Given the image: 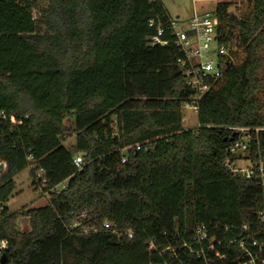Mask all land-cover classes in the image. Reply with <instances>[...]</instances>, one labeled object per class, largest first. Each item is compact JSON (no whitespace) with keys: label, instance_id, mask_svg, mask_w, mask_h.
I'll return each instance as SVG.
<instances>
[{"label":"trees","instance_id":"16d2710c","mask_svg":"<svg viewBox=\"0 0 264 264\" xmlns=\"http://www.w3.org/2000/svg\"><path fill=\"white\" fill-rule=\"evenodd\" d=\"M248 6L237 17L216 4L217 29L240 52L186 129L190 90L161 0H0L2 264H203L183 247L197 225L218 238L264 231L261 186L225 166L230 127L249 129L251 160L264 156V129L257 141L252 130L264 127V0ZM160 26L168 43L151 45ZM26 169L32 184L42 170L48 202L10 213ZM218 250L226 258L209 264L248 260L237 242Z\"/></svg>","mask_w":264,"mask_h":264},{"label":"built area","instance_id":"2783aa9c","mask_svg":"<svg viewBox=\"0 0 264 264\" xmlns=\"http://www.w3.org/2000/svg\"><path fill=\"white\" fill-rule=\"evenodd\" d=\"M216 18V17H215ZM172 39L177 49L182 53L177 60L178 65L183 70L184 83L190 90V94L181 102V110L190 109L197 115L198 102L202 96L207 93L219 78L224 74V71L230 63H232L236 55L240 52L238 47H235L232 41L224 38L223 34L217 29L216 19L212 20L208 12H197L189 18L185 25L178 18H171L168 25ZM157 34L149 39L150 44L166 45L168 40L162 39L164 33L163 27L156 29ZM2 119L5 118L3 112L0 113ZM14 119H11V123ZM185 122V119H184ZM232 131V143L229 147V153L232 159L225 162V166L236 175L251 179L256 185L262 188V197L264 198V156H259L256 160L250 158V137L249 129L245 127H230ZM264 127L253 128L256 135ZM235 134V135H233ZM141 145H136V149H140ZM125 158H121L124 162ZM243 161L245 166L238 167L237 162ZM73 165L77 168L82 166L81 154H76L72 160ZM2 171L6 168L5 163L0 161ZM45 178L42 175V170L39 169L34 175V187L39 190L41 195H48V191H44ZM59 186L64 187L61 183L55 190H59ZM4 204H0V212L3 210ZM258 221L264 224V207L258 214ZM109 224L103 223L102 228H108ZM228 227L224 228V232H228ZM98 229L92 227L84 229V233L96 232ZM234 233H239L241 239L236 241L235 235L230 237L218 238L215 234L209 232L205 224L197 225L191 233V243L183 244L188 250L193 251L196 257L202 258L203 264L212 263L213 260L226 258V254L220 253L218 248L222 245H231L237 242V247L243 251L248 257V260L242 264H255L256 261L264 263V259L260 256L264 250V231H252L246 225H242L237 230H232ZM236 231V232H235ZM262 236L260 241L257 237ZM193 245L197 247L193 250ZM8 248V242L5 239H0V258ZM206 250L212 253L214 259L208 257ZM255 250L256 255L252 254ZM1 264V261H0ZM165 264V263H164ZM167 264V263H166Z\"/></svg>","mask_w":264,"mask_h":264},{"label":"rangeland","instance_id":"374dc122","mask_svg":"<svg viewBox=\"0 0 264 264\" xmlns=\"http://www.w3.org/2000/svg\"><path fill=\"white\" fill-rule=\"evenodd\" d=\"M165 12H167L171 18H179L183 25L187 20L191 18L194 13L208 12L212 20L215 19V7L218 2H229V12L237 17H241L249 10L248 2L246 0H161ZM261 101L264 103V91L261 94ZM264 111V108H263ZM184 128L191 129L198 126L197 115L190 109H184L182 111ZM70 120L65 121L64 125L68 126ZM74 135L69 134L64 138L63 145L69 146L73 143ZM237 166L243 167L245 163L239 161ZM14 191L5 203L8 211L13 213L14 211L21 210L25 207L43 206L46 205L49 199V195H41L39 190L32 184L31 175L28 169L18 173L14 177ZM59 189L61 186L58 187ZM22 230H29V224L26 221H22L20 224Z\"/></svg>","mask_w":264,"mask_h":264},{"label":"water","instance_id":"95a60500","mask_svg":"<svg viewBox=\"0 0 264 264\" xmlns=\"http://www.w3.org/2000/svg\"><path fill=\"white\" fill-rule=\"evenodd\" d=\"M248 3H250L251 2V0H246ZM182 124L184 123V120H182V122H181ZM233 135H235V134H233ZM231 140V138L229 139V141ZM2 171V165L0 164V172ZM5 259H6V256H5V253H3L2 254V256H1V258H0V261H1V264L3 263V262H5Z\"/></svg>","mask_w":264,"mask_h":264}]
</instances>
